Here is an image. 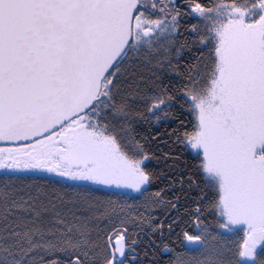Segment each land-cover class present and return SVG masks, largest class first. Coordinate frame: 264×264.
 I'll return each mask as SVG.
<instances>
[{"label": "snow or ice", "instance_id": "snow-or-ice-1", "mask_svg": "<svg viewBox=\"0 0 264 264\" xmlns=\"http://www.w3.org/2000/svg\"><path fill=\"white\" fill-rule=\"evenodd\" d=\"M0 264H264V0H0Z\"/></svg>", "mask_w": 264, "mask_h": 264}, {"label": "trees", "instance_id": "trees-1", "mask_svg": "<svg viewBox=\"0 0 264 264\" xmlns=\"http://www.w3.org/2000/svg\"><path fill=\"white\" fill-rule=\"evenodd\" d=\"M193 55L190 52H184L181 54V58L177 59L176 63L180 64L182 66V62L185 60H191L193 59ZM178 110V106H177ZM142 131L151 133L153 140H152V148L156 152L157 156H160V148H164L165 151L168 150L169 145L160 143V137H156L155 133L160 132L163 134L164 132V125L163 124H154L153 128H144L141 129ZM166 139V138H165ZM175 151L174 155L177 156V159L173 161H165L163 159L160 160H153L151 162V167L157 169L158 173L160 175L158 178L153 181L152 187L150 191H155L161 188L165 189V193L169 199H171L175 195H180L182 192H186L187 189H182L179 183L178 177L183 176L187 178L189 175V172L187 170V166L185 164V161L180 159V153L181 150L177 146H172ZM174 163L175 167H169V165H172ZM173 179H175V183H172ZM166 185H171V187H165ZM194 194V193H193ZM183 198V197H182ZM144 202V197L140 194V197H130L128 198V203L132 205L134 208H136L139 212H143L144 208L142 207V204ZM151 214L156 217L157 221L160 219H163L165 217V209L163 207H157L152 210ZM229 240L233 243H239L240 241V235L237 234L236 236H230ZM166 259L175 260L176 254L172 252H168L165 254Z\"/></svg>", "mask_w": 264, "mask_h": 264}, {"label": "rangeland", "instance_id": "rangeland-1", "mask_svg": "<svg viewBox=\"0 0 264 264\" xmlns=\"http://www.w3.org/2000/svg\"><path fill=\"white\" fill-rule=\"evenodd\" d=\"M129 196H130V197H140V194L137 193V192H135V191H131V193H130ZM129 196H128L127 198H129Z\"/></svg>", "mask_w": 264, "mask_h": 264}]
</instances>
